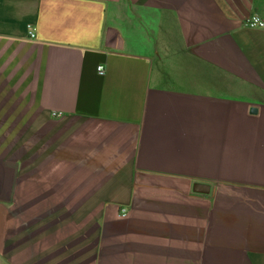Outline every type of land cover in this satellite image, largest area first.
I'll list each match as a JSON object with an SVG mask.
<instances>
[{
    "label": "crops",
    "instance_id": "0c3cea01",
    "mask_svg": "<svg viewBox=\"0 0 264 264\" xmlns=\"http://www.w3.org/2000/svg\"><path fill=\"white\" fill-rule=\"evenodd\" d=\"M259 2L0 0V264H264Z\"/></svg>",
    "mask_w": 264,
    "mask_h": 264
},
{
    "label": "rangeland",
    "instance_id": "374dc122",
    "mask_svg": "<svg viewBox=\"0 0 264 264\" xmlns=\"http://www.w3.org/2000/svg\"><path fill=\"white\" fill-rule=\"evenodd\" d=\"M260 6L258 9V12L261 13L262 15H264V0H260ZM47 116V115H46ZM33 117L30 116L29 118V122L27 123H18V122H14L12 124V134H37V124L34 122L35 120L33 119ZM34 120V121H33ZM1 125V124H0ZM41 125V124H39ZM52 126V123L50 121L47 120L46 118V123L44 124V129L46 131H48V129L50 130ZM68 204H59V206L61 207L60 209L62 211L68 210ZM72 206V204H71ZM80 206H84V204H80L77 203L76 207L78 210H82V208L80 209Z\"/></svg>",
    "mask_w": 264,
    "mask_h": 264
},
{
    "label": "built area",
    "instance_id": "2783aa9c",
    "mask_svg": "<svg viewBox=\"0 0 264 264\" xmlns=\"http://www.w3.org/2000/svg\"><path fill=\"white\" fill-rule=\"evenodd\" d=\"M247 25L250 27H257V28H264V18H262L259 14H254L252 16H250L247 20ZM30 37H35V34L33 33V31H30ZM98 71L100 72V74H104L105 72V68L104 66H98ZM121 216L125 217L127 216V210L122 211Z\"/></svg>",
    "mask_w": 264,
    "mask_h": 264
},
{
    "label": "water",
    "instance_id": "95a60500",
    "mask_svg": "<svg viewBox=\"0 0 264 264\" xmlns=\"http://www.w3.org/2000/svg\"><path fill=\"white\" fill-rule=\"evenodd\" d=\"M253 110H256L255 108H253ZM196 190H198V191H205V192H207V191H209L210 190V186L209 185H207V184H203V183H198V184H196Z\"/></svg>",
    "mask_w": 264,
    "mask_h": 264
}]
</instances>
